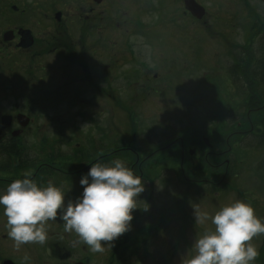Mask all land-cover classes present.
<instances>
[{
  "label": "flooded vegetation",
  "instance_id": "1",
  "mask_svg": "<svg viewBox=\"0 0 264 264\" xmlns=\"http://www.w3.org/2000/svg\"><path fill=\"white\" fill-rule=\"evenodd\" d=\"M10 8L28 19L10 18ZM258 39L264 46V0H0V264H264V211L249 210L264 205L252 188L264 186L262 177L244 186L208 179L242 189L229 219L253 224L217 228L225 242L198 240L195 253L172 258L171 180L157 187L155 164L140 166L151 139L172 135L130 123L137 106L181 104L185 87L212 89L219 101L231 88L249 97V87L264 84V60L260 83L250 75ZM110 107L132 110L123 118L131 131L109 141ZM47 139L76 144L50 147ZM207 147L201 132L189 137L191 157ZM114 151L127 160L114 162L117 171L130 175L109 182L95 170ZM90 169L95 175L65 190L69 177Z\"/></svg>",
  "mask_w": 264,
  "mask_h": 264
},
{
  "label": "rangeland",
  "instance_id": "2",
  "mask_svg": "<svg viewBox=\"0 0 264 264\" xmlns=\"http://www.w3.org/2000/svg\"><path fill=\"white\" fill-rule=\"evenodd\" d=\"M28 7L31 8L32 14L36 15L34 5H28ZM8 16L10 18L23 17L24 19H28V13L23 15L22 12H15L12 8L9 9ZM260 40L258 39V44L253 42V45L257 47L258 53L252 52V61H254L252 62L250 73L251 77L259 83L261 72H263L260 64L264 60V46H262ZM249 60L251 61V57L247 59V62ZM193 74L195 75V73ZM198 76L201 77L202 74H198ZM249 89L248 93L251 98L246 96L241 99L240 91L231 88L229 89L230 96L228 97L222 94L221 97L223 100L219 101L212 89L196 91L185 87L178 92L181 96L186 97L181 104H172L176 103L172 101V98L166 101V104L150 102L143 106L135 107L137 115L130 117V123H134V127L138 129H144L146 125V128L154 127L156 129L159 128V125L162 127L166 126L167 134L172 135L168 138H161L160 141L154 138L151 139L153 141L149 143V146L152 153L145 160L140 159L142 161L140 166L145 167L147 161L155 164L153 170L156 173L157 187L160 186V182H158L160 178H166L161 181L163 186L171 180V185L166 187L170 190L172 199L170 201L171 225L173 230V242H171L173 248L172 258L174 257L175 251V256L180 255L183 258L189 257V253L191 252L195 253L196 242L198 240H204L206 242L217 241L219 243L225 242L219 238L216 232L219 230L217 228L253 224L252 220L244 223L239 220L229 219L231 214H239L237 209L230 207V204L231 201L246 194L242 189L235 187L233 191H230L229 187L231 185L229 186V184L233 182L227 184L228 181H225L221 185L208 182V179L217 181L222 178H234L239 186H244L255 184V182L251 181H255L254 179L257 178L258 174L264 179V172L257 169L259 161H264V151L260 148H264V146L255 142L258 141V137L262 129H264V121L263 124H259L258 122L264 116V102L263 99L259 100L251 87ZM243 101L247 103L243 105ZM240 107L245 108L243 109L244 113L247 110L246 117L242 121H237L238 114L241 112ZM130 109L131 107L126 112H118L114 107H110L108 114L113 115V117H110L108 121L109 141L111 139L116 140L119 131H131L130 124L123 121L125 113L131 112L132 109ZM229 113H231L230 118L228 117ZM236 123H239L238 126H236ZM252 123L256 127H259L257 132H255V136H252L253 141L248 137L249 133L244 136V132L242 131L250 128ZM76 125L80 129H90L89 122L79 120L76 122ZM99 128L100 121L98 120ZM177 130H180V132L174 133ZM198 132H201V134L207 137L212 147H207L204 154H197L191 157L187 151V143L189 137H193ZM177 136L179 139L176 138ZM173 138H176V140L174 139L175 141H172ZM81 139V137L76 138L77 141H81ZM145 140L147 139L145 138ZM246 140L249 143H246ZM202 143L206 146L204 140ZM75 144V139H47V145L50 147L55 145L75 146ZM45 146L43 145V147ZM92 150L93 148L89 152H92ZM110 154L112 156L109 162L96 168L95 172L100 175H98V178L103 177L109 180V182L112 179L114 181V179L120 176H127L129 178L130 174H128V171H117L116 168L118 166L114 163L117 162L122 167L126 160L124 154L116 151L110 152ZM114 156L117 158L114 159ZM86 157L92 158L94 156L87 154ZM261 158L263 159L260 160ZM51 161L57 162L60 166L65 165L61 164L62 160L60 157L51 159ZM64 162L75 163V166L80 165L78 160L65 159ZM93 162L96 163L97 160ZM261 164L259 168H262ZM137 167L139 166L136 164ZM90 172L92 173V169L69 177V182L67 185L65 184V190H68L67 192L69 193V190L72 188L71 186L75 185L79 178H86L87 176L85 174L88 175ZM93 175L95 174L92 173ZM65 178V176L61 177V179ZM42 187L40 185V188ZM252 188L257 194L262 195L264 193V186L259 188L255 185ZM108 190L117 199L119 195L118 186L110 184ZM134 190L128 186L129 194H132ZM63 195L69 194L63 192ZM64 197L69 202L70 197ZM249 210L252 212H263L264 205H260L257 202L256 207L251 206ZM182 215L189 216L181 217ZM178 226L181 228H178ZM240 236L247 237L244 233Z\"/></svg>",
  "mask_w": 264,
  "mask_h": 264
},
{
  "label": "trees",
  "instance_id": "3",
  "mask_svg": "<svg viewBox=\"0 0 264 264\" xmlns=\"http://www.w3.org/2000/svg\"><path fill=\"white\" fill-rule=\"evenodd\" d=\"M253 90V92L257 95V97L259 98V99H263L264 98V84L262 83V86L261 87H255L254 89H252ZM248 98H251V96H249ZM264 100V99H263ZM240 109H241V112L238 114V119H236L237 121H242L243 119H244V117H246V111L247 110H245V113H244V110L243 109H245L244 107H240ZM230 116H231V113H229L228 114V117L230 118ZM263 121H264V116H262L261 117V119L258 121L259 122V124H263ZM256 122V121H255ZM238 124L239 123H236V126H238ZM258 128L259 127H256V125H254V123H252V126L249 128L250 129V131L249 132H247L248 130L247 129H245V130H242L243 132H244V136L246 135V134H248L249 133V135H248V137L252 140L253 138H252V136H255V132H257V130H258ZM178 132H180V130L178 131L177 130V132L176 133H178ZM242 138V137H241ZM176 140V139H175ZM175 140H173V141H175ZM242 140V139H241ZM253 141V140H252ZM256 143H258L259 145H261V146H264V129H262V131H261V133H260V135H259V137H258V141H255ZM246 143H249L247 140H246ZM260 148H262L263 149V151H264V148L263 147H260ZM263 158H261L260 160H262ZM262 163V164H261ZM260 164L262 165V168H259V166H260ZM259 166H257L258 168V170L259 171H261V172H264V161H259ZM258 174V173H257ZM257 177H261L260 176V174H258V176ZM263 178V177H262ZM221 185V184H220Z\"/></svg>",
  "mask_w": 264,
  "mask_h": 264
}]
</instances>
